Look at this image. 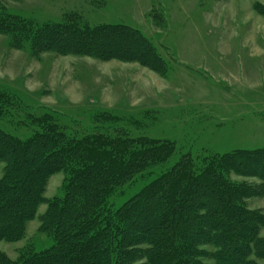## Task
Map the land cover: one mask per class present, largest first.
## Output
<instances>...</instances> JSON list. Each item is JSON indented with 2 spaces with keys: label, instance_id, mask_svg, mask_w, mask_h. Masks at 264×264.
<instances>
[{
  "label": "trees",
  "instance_id": "16d2710c",
  "mask_svg": "<svg viewBox=\"0 0 264 264\" xmlns=\"http://www.w3.org/2000/svg\"><path fill=\"white\" fill-rule=\"evenodd\" d=\"M0 34L34 55L138 62L158 73L169 68L142 31L123 23L92 25L74 16L40 22L0 0ZM20 100L0 84V117ZM97 115L117 123L115 128L96 124L81 133L62 127L55 111L39 117L40 129L26 138L0 128V240L21 238L46 202L40 231L54 241L42 251L28 248L18 261L0 253V264H259L252 254L264 259V210L247 205L249 198L264 196V147L199 160L187 154L165 167L176 152L172 141L135 136L124 125L129 117L113 111ZM157 166L162 170L155 174ZM59 171L63 196L46 199L45 183ZM139 182L136 193L116 207L111 196Z\"/></svg>",
  "mask_w": 264,
  "mask_h": 264
},
{
  "label": "rangeland",
  "instance_id": "374dc122",
  "mask_svg": "<svg viewBox=\"0 0 264 264\" xmlns=\"http://www.w3.org/2000/svg\"><path fill=\"white\" fill-rule=\"evenodd\" d=\"M2 2L11 12L40 22L74 16L92 25L133 26L153 42L169 65L166 73H158L138 62L53 52L34 55L28 47H13L10 37L0 34V84L22 100L0 117L5 132L26 138L40 129L39 117L51 111L62 127L81 129V133L94 130L96 124L115 128L117 123L97 115L110 110L123 119L129 117L124 125L135 136L174 143L175 155L165 167L187 154L199 160L264 147V0ZM4 167L0 162V178ZM161 170L157 166L155 174ZM231 178L258 182L233 174ZM140 186L139 182L110 199L120 207ZM63 187L64 173L55 172L47 179L43 195L61 197ZM247 205L264 210V196L249 198ZM46 210L47 203H41L21 238L0 240V253L18 261L30 247L50 248L53 239L40 231ZM260 236L264 237V228ZM251 258L264 264L254 254Z\"/></svg>",
  "mask_w": 264,
  "mask_h": 264
}]
</instances>
